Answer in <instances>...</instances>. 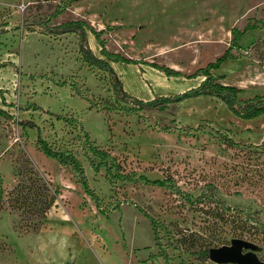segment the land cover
Wrapping results in <instances>:
<instances>
[{
    "label": "rangeland",
    "instance_id": "374dc122",
    "mask_svg": "<svg viewBox=\"0 0 264 264\" xmlns=\"http://www.w3.org/2000/svg\"><path fill=\"white\" fill-rule=\"evenodd\" d=\"M91 27L140 63L91 62ZM230 45L212 74L242 100L264 95V0H0V264H216L205 251L235 239L264 261V114L242 119L216 93L136 102L197 88ZM85 134L111 153L99 171ZM40 139L75 153L88 187ZM35 175L57 195L36 233L8 202Z\"/></svg>",
    "mask_w": 264,
    "mask_h": 264
},
{
    "label": "trees",
    "instance_id": "16d2710c",
    "mask_svg": "<svg viewBox=\"0 0 264 264\" xmlns=\"http://www.w3.org/2000/svg\"><path fill=\"white\" fill-rule=\"evenodd\" d=\"M60 12H56L55 16H57ZM66 24L70 26V31H85L84 23L82 21H71L67 22ZM91 31L95 34L101 45V54L103 56V58L95 57L87 45L85 46L83 44L82 51L85 53V55H87V58L91 62L103 64L105 67H110V62H127L133 64L140 63V61L127 59L119 53H113L109 51L106 47L105 40L102 38L105 32L104 30L98 31L91 27ZM235 47L238 55L243 57L244 54L242 53L241 47L238 45H235ZM233 50V45H230L224 54L218 57L215 62H211L205 68L199 70V72H202V74L205 76V79L197 88H193L175 97H162L154 102H149L146 104L136 100L137 104L143 107H152L156 104H161L164 102H180L186 98L216 93L221 97L222 100H224L230 110L233 111L238 117L249 120L259 117L260 115L264 114V95H258L247 100H242L239 98V94L242 93V89L219 83V78L212 74V70L217 69L224 61L234 57ZM152 66L163 71L167 76H182L179 71H176L172 68L159 67L156 65ZM39 142L40 148L48 157L56 160L61 165L71 166L72 169L81 176V181L88 187L83 164L75 153L69 150H55L48 142L41 139ZM84 146L85 154L88 157L91 166L95 170L99 171L102 166H107L109 164L110 159L112 158L111 153L100 148L94 142H92L88 134H85ZM92 157L100 158L101 162L98 165L95 164ZM111 168L112 165L109 167V171H111ZM115 178L125 181L129 179V176L118 172V175H115ZM141 179L145 180L146 183L156 184L159 186H167L169 184L167 180L151 181L144 176H141ZM56 196V192H53L51 189V184L40 176L35 175L28 178L26 181L21 180L18 182V184L9 192L8 202L10 208L20 214L21 222L24 224L25 231L36 233L44 225V220L47 218L49 211L57 200ZM1 209L2 203L0 202V210ZM148 217L151 219L152 225L154 229H156L155 233L157 235V226L155 225L156 221L152 217ZM261 227L264 230V225H261ZM210 249L205 251L207 256L209 255Z\"/></svg>",
    "mask_w": 264,
    "mask_h": 264
},
{
    "label": "water",
    "instance_id": "95a60500",
    "mask_svg": "<svg viewBox=\"0 0 264 264\" xmlns=\"http://www.w3.org/2000/svg\"><path fill=\"white\" fill-rule=\"evenodd\" d=\"M258 246L244 239H235L231 245L211 248L209 258L216 264H264L256 251Z\"/></svg>",
    "mask_w": 264,
    "mask_h": 264
},
{
    "label": "crops",
    "instance_id": "0c3cea01",
    "mask_svg": "<svg viewBox=\"0 0 264 264\" xmlns=\"http://www.w3.org/2000/svg\"><path fill=\"white\" fill-rule=\"evenodd\" d=\"M215 76V75H214Z\"/></svg>",
    "mask_w": 264,
    "mask_h": 264
}]
</instances>
